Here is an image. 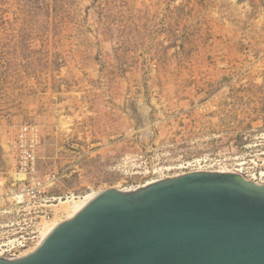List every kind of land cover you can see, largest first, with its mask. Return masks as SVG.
Here are the masks:
<instances>
[{
	"label": "rangeland",
	"instance_id": "1",
	"mask_svg": "<svg viewBox=\"0 0 264 264\" xmlns=\"http://www.w3.org/2000/svg\"><path fill=\"white\" fill-rule=\"evenodd\" d=\"M24 123L58 173L47 221L70 218L62 199L196 170L263 184L264 0H0L3 257L37 221L2 198Z\"/></svg>",
	"mask_w": 264,
	"mask_h": 264
},
{
	"label": "water",
	"instance_id": "2",
	"mask_svg": "<svg viewBox=\"0 0 264 264\" xmlns=\"http://www.w3.org/2000/svg\"><path fill=\"white\" fill-rule=\"evenodd\" d=\"M0 264H264V184L213 169L106 189Z\"/></svg>",
	"mask_w": 264,
	"mask_h": 264
},
{
	"label": "built area",
	"instance_id": "3",
	"mask_svg": "<svg viewBox=\"0 0 264 264\" xmlns=\"http://www.w3.org/2000/svg\"><path fill=\"white\" fill-rule=\"evenodd\" d=\"M41 132L39 125L35 123L21 124L14 138L11 140L13 154V169L10 187L3 193V199L9 200L15 207H23L28 213L37 218L31 232L21 235V239L11 241L8 250L13 252L26 247L28 243H34L42 235L45 222L49 217L45 202L48 193L58 180L55 170L42 172L39 167V145ZM39 218V219H38Z\"/></svg>",
	"mask_w": 264,
	"mask_h": 264
},
{
	"label": "bare ground",
	"instance_id": "4",
	"mask_svg": "<svg viewBox=\"0 0 264 264\" xmlns=\"http://www.w3.org/2000/svg\"><path fill=\"white\" fill-rule=\"evenodd\" d=\"M218 171L237 172L235 170H229V169L228 170H218ZM238 173H240V172H238ZM154 181H156V180H150V181L147 180L146 183L141 184L139 187H143V186H145L147 184H150V183H152ZM259 184H261V183H259ZM124 190H130V189H124ZM101 192L102 191L93 192V193L88 194L86 196H76V195H74V196H72V198H69L67 200H63L62 199L61 200V203H63L64 207L69 211V213H70V216L69 217L71 218L78 211H80L81 208H83L85 205H87L92 199H94ZM71 202H72V204H71ZM71 208H72V210H71ZM62 221H64V220H58L57 217H56V218H52L50 221L45 222L44 228H43L44 229V232H43V235H42V239L39 242H37L35 246H33L32 248H30V250L26 251L25 253H23L22 255H19L17 257H23V256L28 255L29 253L35 251L41 245V243L43 242V240L51 233V231H53V229L57 225H59ZM0 257H3V256H0Z\"/></svg>",
	"mask_w": 264,
	"mask_h": 264
}]
</instances>
